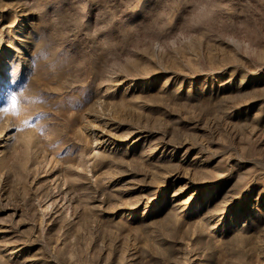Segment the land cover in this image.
Here are the masks:
<instances>
[{
  "label": "rangeland",
  "instance_id": "rangeland-1",
  "mask_svg": "<svg viewBox=\"0 0 264 264\" xmlns=\"http://www.w3.org/2000/svg\"><path fill=\"white\" fill-rule=\"evenodd\" d=\"M0 264H264V0H0Z\"/></svg>",
  "mask_w": 264,
  "mask_h": 264
},
{
  "label": "snow or ice",
  "instance_id": "snow-or-ice-1",
  "mask_svg": "<svg viewBox=\"0 0 264 264\" xmlns=\"http://www.w3.org/2000/svg\"><path fill=\"white\" fill-rule=\"evenodd\" d=\"M11 99H12V102H13V107L15 106V101H16V97H15V95H13L12 97H11ZM8 111V109L7 108H5L4 109V112H7ZM177 195L179 196L180 195V193H177Z\"/></svg>",
  "mask_w": 264,
  "mask_h": 264
}]
</instances>
